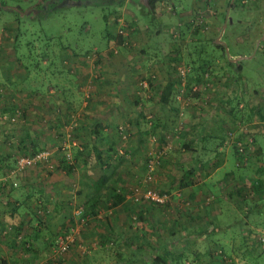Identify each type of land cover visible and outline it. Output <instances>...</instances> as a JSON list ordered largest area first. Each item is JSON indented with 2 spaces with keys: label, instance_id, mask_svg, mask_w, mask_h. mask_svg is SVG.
<instances>
[{
  "label": "rangeland",
  "instance_id": "obj_1",
  "mask_svg": "<svg viewBox=\"0 0 264 264\" xmlns=\"http://www.w3.org/2000/svg\"><path fill=\"white\" fill-rule=\"evenodd\" d=\"M68 2L25 6L18 41L0 10V243L19 264H264V0ZM34 148L50 160L18 168Z\"/></svg>",
  "mask_w": 264,
  "mask_h": 264
},
{
  "label": "trees",
  "instance_id": "obj_2",
  "mask_svg": "<svg viewBox=\"0 0 264 264\" xmlns=\"http://www.w3.org/2000/svg\"><path fill=\"white\" fill-rule=\"evenodd\" d=\"M38 0H0V10L1 11H4V10H13V11H15L16 12V21H17V27H16V30H15V33H13L12 34V32H11V37L15 40V41H18L19 40V36H20V34H24V32H22L21 30H20V22L22 21V19H23V17H25V15L24 16H21L20 15V12L21 11H23L24 10V8H25V6H27V5H33V7H31L30 9L32 10L33 8H35V9H37V10H40L41 8H43V4H44V1L45 0H43V1H38ZM69 0H64V2H67V3H63L64 5H69V3L70 2H68ZM110 1H112V0H110ZM114 2V1H113ZM112 2V3H113ZM155 2H156V0H147V3H148V6H149V8H151L152 10H154V8H155ZM10 3H14L13 5H10ZM23 6V7H22ZM47 11L48 10H44V14L42 15V16H45V14L47 13ZM9 31H10V29H8ZM13 45H15V47H16V43L14 44L13 43ZM18 45L20 46L21 45V43L19 42L18 43ZM228 61V64H231L232 63V61H230V60H227ZM171 84V83H170ZM170 84H167V90L165 89V90H162V96H161V98H162V102H165L166 100H167V96L170 94V90H169V88H171L172 86H170ZM168 93H167V92ZM92 132H95L96 134H97V129H96V127L95 128H93V130H92ZM96 134H94L93 136H94V139H93V144H92V147H91V149H93L96 153H97V156H98V158H101V152L103 151V150H105L104 148H101V146H100V142L97 140V136H95ZM24 145V144H23ZM113 143L111 142L110 143V145L108 146L109 148H108V150L110 149H114V148H112L113 147ZM34 151H37V149H35L34 148V150H32L31 152H34ZM116 152V151H115ZM35 153V152H34ZM29 155V154H28ZM116 155V154H115ZM101 162V161H100ZM200 163H201V161H199ZM66 168L68 169V170H70L71 168H72V165L71 164H69V163H66ZM108 180V176L106 175V174H101L97 179H95V180H93L92 182H91V185H92V187H93V189H95V190H98V189H100V187L106 182ZM181 185H187V183H185V184H181ZM145 188H142V190H144ZM94 191V190H93ZM94 193V192H93ZM93 193L91 194V195H93ZM160 193V192H159ZM109 194V199L111 200V202H110V204H111V208H114L115 206H117L118 204H120L121 203V201H123V200H125L126 198H125V193H124V191H119V190H117L116 188H114V187H111L110 188V192L108 193ZM90 195V196H91ZM90 196H88L87 198H89ZM91 198V197H90ZM135 198V197H134ZM146 199H150V198H146ZM150 200H152V199H150ZM152 201H154V200H152ZM154 202H156V201H154ZM97 207H98V204L95 202H93V203H90V204H88L87 206H86V209H84V211L83 212H85L86 210L87 211H89V214H96V210H97ZM82 211V210H81ZM186 213H188L189 214V216H191V218H195V217H199L198 216V214H194V212H191V211H189V210H186ZM82 216H81V218L82 219H84L85 218V216L83 215V214H81ZM88 217V216H87ZM109 217H110V214H109V216L107 217V219H109ZM211 221V220H210ZM215 226V228H212L211 230H209V232L212 234V233H214V232H216V230L219 228V226H220V224H219V222L218 221H216V224L214 225ZM213 226V227H214ZM189 229H188V232H186L187 234H190V233H192L193 231L194 232H196V234H198L200 231H198L196 228H192L191 229V227H188ZM200 233H202V232H200ZM55 244V243H54ZM167 255H168V252L167 251H164L163 253H156L155 255H154V257H153V259H151L152 261H150V262H157V261H161V262H163L164 264L166 263H168L169 262V259L167 258ZM172 257H174V256H172ZM137 260H139L142 264H148L147 262H149L145 257H143V256H138V258H137ZM131 261H134V260H130V262ZM127 263H129V261L127 262ZM0 264H6L5 263V261L3 260V259H0Z\"/></svg>",
  "mask_w": 264,
  "mask_h": 264
},
{
  "label": "crops",
  "instance_id": "obj_3",
  "mask_svg": "<svg viewBox=\"0 0 264 264\" xmlns=\"http://www.w3.org/2000/svg\"><path fill=\"white\" fill-rule=\"evenodd\" d=\"M113 105L115 106V105H117V102H115L114 104H111V106H109V109L110 108H112L113 107ZM119 106H120V104H119ZM259 124H261L260 122H259ZM203 125L202 124H200V127H199V131L201 132V130H202V127ZM209 128H211V126H208ZM258 128V127H257ZM256 128V129H257ZM208 129V128H207ZM259 129V128H258ZM205 133V135H206V138H208V137H213L214 138V136H216V134H211V131H210V129H208L206 132H204ZM263 134V135H262ZM260 133V138L261 139H264V133ZM209 135H211V136H209ZM213 135V136H212ZM260 145V144H259ZM261 146V145H260ZM89 182H91V180L89 179L88 180ZM93 181V180H92ZM207 186H209V185H207ZM184 187V186H183ZM210 187V186H209ZM94 191H95V189H93ZM94 191H90V190H88V192H87V196H86V198L88 197V196H90ZM191 190L189 189V191H188V195H189V193H190V195H192V193L193 192H190ZM94 194V193H93ZM210 209H212L213 211H214V215L217 217L219 214L217 213V212H220V208L219 209H216L215 207H213V204H212V206L210 207ZM9 219V218H8ZM13 220L15 221V218H13ZM24 220V218H21V217H18L17 218V222H22ZM103 220V219H102ZM0 221H1V219H0ZM16 222V221H15ZM38 232H39V229L37 228V230L35 229V230H33V234H37V238L39 237L38 236ZM30 236V235H29ZM9 240V239H8ZM45 242V239L44 238H41V240H39V241H37L36 242V244L33 246V250H35V251H38V250H40V249H42V248H44L45 246H47V244H43ZM53 241H51V243H52ZM49 244L51 247H52V245H54V244ZM22 251V250H21ZM21 251H20V253H21ZM16 252H19V250L16 248V247H13L12 245H11V242L10 241H2L1 243H0V259H3L4 261H5V263L6 264H19V263H22L23 261V258H21V259H19V258H17L16 256H14V254L16 253ZM17 260V261H16ZM110 264H119V262H112V263H110ZM129 264V263H128Z\"/></svg>",
  "mask_w": 264,
  "mask_h": 264
},
{
  "label": "built area",
  "instance_id": "obj_4",
  "mask_svg": "<svg viewBox=\"0 0 264 264\" xmlns=\"http://www.w3.org/2000/svg\"><path fill=\"white\" fill-rule=\"evenodd\" d=\"M251 140V138H249V141ZM244 143H248L247 140L245 141H237V147L239 151H243L244 150ZM48 151L44 150V151H38L36 152L34 155L30 156V155H23L17 158L16 163H17V167L18 168H22V167H26V166H30L32 164H34L35 162L38 161H47L50 160L49 156H48ZM145 198H150L158 203L163 202L164 198L163 196L157 192L156 190H153L152 188H145L143 190V194H142ZM262 239L264 240V236L262 237ZM67 243L64 242V239H60L58 242H56L53 246H52V250H58V251H64L67 249Z\"/></svg>",
  "mask_w": 264,
  "mask_h": 264
}]
</instances>
